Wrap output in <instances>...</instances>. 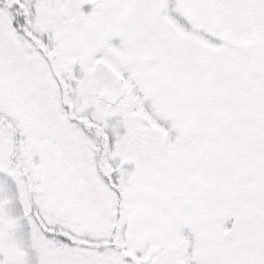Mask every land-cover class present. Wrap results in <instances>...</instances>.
Returning a JSON list of instances; mask_svg holds the SVG:
<instances>
[{
	"label": "snow or ice",
	"instance_id": "6c2138e0",
	"mask_svg": "<svg viewBox=\"0 0 264 264\" xmlns=\"http://www.w3.org/2000/svg\"><path fill=\"white\" fill-rule=\"evenodd\" d=\"M0 264H264V0H0Z\"/></svg>",
	"mask_w": 264,
	"mask_h": 264
}]
</instances>
